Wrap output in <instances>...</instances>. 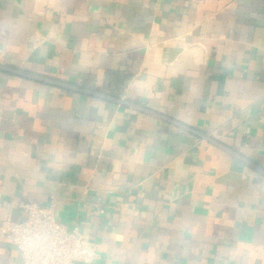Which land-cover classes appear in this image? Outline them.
<instances>
[{"label": "crops", "instance_id": "obj_1", "mask_svg": "<svg viewBox=\"0 0 264 264\" xmlns=\"http://www.w3.org/2000/svg\"><path fill=\"white\" fill-rule=\"evenodd\" d=\"M30 201L75 264H264V0H0V223Z\"/></svg>", "mask_w": 264, "mask_h": 264}, {"label": "built area", "instance_id": "obj_2", "mask_svg": "<svg viewBox=\"0 0 264 264\" xmlns=\"http://www.w3.org/2000/svg\"><path fill=\"white\" fill-rule=\"evenodd\" d=\"M22 220L10 216L0 223V236L10 235L20 250L23 264H75L91 262L98 257L97 248L88 243L80 226L61 223L49 207L38 202H21Z\"/></svg>", "mask_w": 264, "mask_h": 264}]
</instances>
